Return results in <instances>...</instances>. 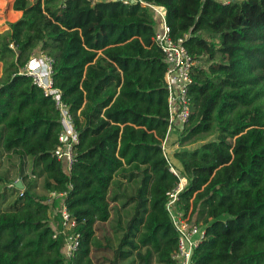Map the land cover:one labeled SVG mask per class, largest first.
Returning <instances> with one entry per match:
<instances>
[{
  "label": "trees",
  "instance_id": "obj_1",
  "mask_svg": "<svg viewBox=\"0 0 264 264\" xmlns=\"http://www.w3.org/2000/svg\"><path fill=\"white\" fill-rule=\"evenodd\" d=\"M141 1L166 9L171 38L187 35L196 61L190 116L168 159L166 64L153 12L113 0H14L22 16L0 34V145L30 172H20L23 189L9 187L15 197L5 209L0 194V264H95L94 226L110 218L112 187L122 186L115 177L133 181V195L121 194L133 215L115 261L148 247L137 254L142 264L153 254L172 264L177 234L165 206L179 178L170 167L186 180L175 208L205 232L190 264H264V0ZM38 52L52 60L53 86L73 120L70 173L54 156L59 111L24 72ZM51 192H66L79 235L71 261L62 236L53 238L60 200L47 203Z\"/></svg>",
  "mask_w": 264,
  "mask_h": 264
},
{
  "label": "built area",
  "instance_id": "obj_2",
  "mask_svg": "<svg viewBox=\"0 0 264 264\" xmlns=\"http://www.w3.org/2000/svg\"><path fill=\"white\" fill-rule=\"evenodd\" d=\"M47 1V0H41ZM64 3L67 0H57ZM224 4L232 0H217ZM124 5H140L149 8L153 12V20L160 22L161 27L155 30L153 43L161 50L166 69L164 73V83L167 90L168 107V125L164 141L161 144L163 155L168 159L165 144L169 134L176 130H181L188 122L190 116V99L188 97L189 87L192 84V70L196 65L195 59L188 53L184 46V38L173 40L170 35V28L166 24V9L162 6L145 3L141 0H120ZM13 48V45H10ZM25 75L31 77L33 83L41 88L46 97L54 101L59 111L62 125V133L59 135V146L54 151V156L65 161V167L68 173L71 172L73 163L72 146L77 142L76 132L73 127V120L67 106L61 100V92L54 88L52 81V60L45 56H32L25 66ZM169 171L179 178V184L171 192L167 193L168 201L166 211L168 212L172 226L177 234V247L172 254V264H190L194 249L204 239V229L200 224L184 217L183 214L175 208L178 194L183 190L185 182L181 181L179 173L173 167ZM19 180H16L9 187H16ZM71 188V186L69 187ZM66 192L49 193L47 203L51 204L59 198L60 207L56 213L60 215L61 235L64 242V256L66 260L71 261L79 244V235L71 233L74 226L70 214L63 204Z\"/></svg>",
  "mask_w": 264,
  "mask_h": 264
},
{
  "label": "crops",
  "instance_id": "obj_3",
  "mask_svg": "<svg viewBox=\"0 0 264 264\" xmlns=\"http://www.w3.org/2000/svg\"><path fill=\"white\" fill-rule=\"evenodd\" d=\"M28 1L34 2L36 0H28ZM92 1L98 2L100 0H92ZM13 2L14 0H0V34L5 31H8L9 30L8 25L18 21L22 16L21 11L13 10L12 8ZM160 27H161V23L156 22L154 29L158 30L160 29ZM41 54L44 55L43 53L38 52L33 54L32 56L38 57ZM1 75H2V64L0 63V77ZM177 132L178 130L171 132L169 136L166 138L165 148L167 149L166 152L168 158L169 155H171L173 152L179 150L177 143L173 147H170L171 141L173 140V138H175L176 135H178ZM172 134L174 135L173 137H171ZM114 180L115 182H122L121 183L122 185L127 183V181L120 180V178L118 177H115ZM181 181L185 182L186 185V180L184 178H181ZM131 184H133V181H131ZM39 187L40 186H38L37 184V189ZM121 194L122 193H119V196L115 203L110 204L112 209L110 212L109 220L104 223H96L94 226L95 245L91 247L90 257L95 264H142L137 254L140 253L143 256L149 249L148 247H140V249L138 251H135L134 254L132 253V255L128 259L124 261L119 260L118 262L115 261V251L118 248L119 243L126 232L125 230L126 223L129 220V218L133 215V203L129 201L127 203L126 202L127 198L120 196ZM126 196L131 197L132 195L131 196L126 195ZM150 264H164V263H160L157 260L156 255L153 254L151 257Z\"/></svg>",
  "mask_w": 264,
  "mask_h": 264
},
{
  "label": "rangeland",
  "instance_id": "obj_4",
  "mask_svg": "<svg viewBox=\"0 0 264 264\" xmlns=\"http://www.w3.org/2000/svg\"><path fill=\"white\" fill-rule=\"evenodd\" d=\"M173 134L171 137L174 136ZM176 136L171 141L170 147H173L177 143ZM21 170H23L24 174H27L30 172L29 161L25 160L22 163L21 160L15 155L5 152L0 145V180H1L0 181V194L4 193L6 195V198L2 203L1 209H5L8 203L14 199L15 195L11 194L9 185L11 182L19 180V177H20L19 175H20ZM41 183L42 182L38 180L37 182L38 186H40ZM113 190L114 192L125 193L131 196L133 195V184L127 182L120 187L113 186V189L111 190V193H110L111 196L113 195ZM37 191L41 192L40 187L37 189Z\"/></svg>",
  "mask_w": 264,
  "mask_h": 264
},
{
  "label": "water",
  "instance_id": "obj_5",
  "mask_svg": "<svg viewBox=\"0 0 264 264\" xmlns=\"http://www.w3.org/2000/svg\"><path fill=\"white\" fill-rule=\"evenodd\" d=\"M113 1L120 2V0H113ZM16 188H18V189H23V186H22L21 183H18V184L16 185Z\"/></svg>",
  "mask_w": 264,
  "mask_h": 264
}]
</instances>
